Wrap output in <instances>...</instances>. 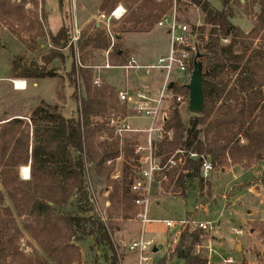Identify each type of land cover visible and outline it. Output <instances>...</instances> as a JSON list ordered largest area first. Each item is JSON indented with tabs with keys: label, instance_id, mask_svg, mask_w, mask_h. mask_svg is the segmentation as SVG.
<instances>
[{
	"label": "rangeland",
	"instance_id": "obj_1",
	"mask_svg": "<svg viewBox=\"0 0 264 264\" xmlns=\"http://www.w3.org/2000/svg\"><path fill=\"white\" fill-rule=\"evenodd\" d=\"M103 0H0V132L5 122L10 119H22L21 129L29 133V152L32 155V148L35 144V132L37 128L45 127L52 119V114L57 113L65 118L79 116L81 93L85 94L84 86L81 85L80 69L77 65V53L79 60L84 65H101L105 61L106 50L110 48L111 42L106 49H92L91 47L82 50L80 41L93 32L94 24L99 21V16L109 14L118 3L106 11L101 10ZM168 2V10L161 15L172 13L174 3L172 0H156ZM214 8H222V0H207ZM257 0H233L232 7L234 17L232 22L249 32L253 28L256 16L260 11ZM127 13L121 19L111 21L112 28L117 37L113 46L111 59L116 65H123L134 56L135 53H144L143 61L154 62L158 57L168 52L169 39L165 30L158 27L157 22L145 31L135 29L134 31H123V26L129 27L127 22L130 10L126 7ZM178 17L194 29H198L199 50L204 51L203 46L207 43L211 26L205 23V16L201 8L190 0H178L176 5ZM89 20V21H88ZM105 29L106 25L103 21ZM62 26L68 27L69 40L66 46L64 42L56 45L52 36L56 35ZM74 28L78 30L77 44H71ZM132 32V33H130ZM140 32V33H135ZM204 36L201 41V36ZM231 37L222 40L229 43ZM242 43H249V39L238 37ZM110 41V40H109ZM259 39H255L251 49L257 46ZM122 50L123 59L117 57V48ZM140 51V52H139ZM137 55V54H136ZM73 67L77 69V78L73 75ZM90 69V68H89ZM93 79L97 75L94 69H90ZM40 71L51 74L44 78L37 77ZM25 75L24 77H21ZM104 85L115 87V100L119 102L117 91L124 88L127 78L136 81L138 76L127 77L124 69L104 70L101 73ZM236 74L230 76L231 81L235 80ZM23 79L27 81V88L19 90L14 87L13 80ZM107 78V79H106ZM231 82V83H232ZM94 85V83H93ZM82 86V87H81ZM95 86V85H94ZM97 86V85H96ZM98 86V87H100ZM78 91L76 94L75 92ZM178 93L177 91H175ZM181 94V93H179ZM119 104L123 107L120 102ZM119 111L115 109L108 113L93 117L95 122L104 124V129L99 131L96 141L108 142L118 141L120 147L126 141L137 144H144V134L128 133L123 137L112 135L107 122L110 116H127L131 113L125 108ZM56 108V109H55ZM55 110V111H54ZM188 124L190 118L197 115L189 109L188 104H182L177 109ZM174 113V112H173ZM173 115V114H172ZM171 119V118H170ZM134 125L145 126L147 120L131 119ZM112 135V137H111ZM1 145V140H0ZM124 155L107 162L112 171V180L119 181L122 177ZM23 166L30 167L29 175H23ZM32 158L27 164L18 166L21 180H28L31 177ZM138 169L136 171L137 175ZM177 180V179H176ZM175 179L157 185L153 184L151 203L149 205L148 217L153 220L143 224L138 217L139 209L136 207V214L130 219H124L116 213L112 206L110 193L112 187L103 176L96 175L95 165L88 167V181L90 189V206L92 214L101 219L111 236L113 245L118 255V264H138V251L130 249L132 242L144 239L152 241L153 246L146 251L152 264H161L166 259V264H184L174 256L175 247L179 242V234L182 231L179 225L170 228L165 220L179 221L185 218L212 220L216 224L212 234H203L202 241L196 245V253L207 257L210 248L216 250L213 253L212 264L225 263V258L235 259L233 264H264V160L253 162L251 165L228 164L217 166L205 177V188L201 192L199 178H194L188 188L186 196L181 193V188L175 183ZM6 194L3 206H0V220H8L2 209L10 207L13 211L15 226L21 230L16 245L29 257H32L36 264L47 262V264H59L52 257L47 256L39 239H44L36 230L28 229L26 226L31 223L27 215L19 216L11 199ZM76 198H72L75 203ZM71 210H77L72 205L66 206L62 211L56 213L66 214ZM104 218V219H103ZM34 219V218H33ZM9 221V220H8ZM34 223V222H33ZM35 227V223L34 226ZM15 228V227H13ZM233 229H241L243 232L237 234ZM15 230L13 229L12 233ZM15 236V235H14ZM63 240L77 245L80 253L81 264H108L110 259L105 257V249L94 244V237L91 235L67 233ZM154 248L157 251L154 252ZM108 255L111 252L108 251ZM79 258V254H75ZM12 263V258L8 259ZM76 262L75 264H77Z\"/></svg>",
	"mask_w": 264,
	"mask_h": 264
},
{
	"label": "trees",
	"instance_id": "obj_2",
	"mask_svg": "<svg viewBox=\"0 0 264 264\" xmlns=\"http://www.w3.org/2000/svg\"><path fill=\"white\" fill-rule=\"evenodd\" d=\"M190 1L201 8L205 23L211 26L204 51L200 53L204 70L207 71L203 83L204 108L190 118L188 124L183 122L179 110H175L167 122V129L174 130L173 139H166L157 147L162 162L177 149L198 154L199 157L195 159L188 156L185 163L188 172L175 182L185 196L194 178H199L201 192L205 188L201 155L209 156L214 168L228 164L246 166L264 160V0L256 1L260 11L249 32L242 31L232 22L233 0H222L221 9L214 8L207 0ZM120 2L130 10L127 20L130 26L124 25L123 31H145L169 8L165 1L103 0L101 10L106 11ZM93 27L92 33L87 36L83 34L81 49H106L110 44L106 30L102 24L95 23ZM229 37L232 38L229 43L222 42ZM238 37L251 41L242 43ZM200 38L203 41L204 36ZM255 39H259V42L251 49ZM52 40L56 45L64 42L66 46L68 27L62 26ZM116 49L117 57L123 59L122 50ZM79 71V79L85 90L83 95L80 89L78 96L79 116L65 118L53 112L47 126L38 127L34 134L32 155L29 152V133L21 129L22 119L5 122L0 132V180L18 215H27L32 219L26 227L29 230H36L37 227V234L45 235L44 239L39 240L47 256L59 264H81L77 245L63 240V235H91L94 237L93 245L105 249V257L111 260L108 264H118L119 258L105 223L92 214L88 167L95 165L96 175L105 177L110 183V200L116 213L130 219L136 214L134 201L137 195L131 185L137 176L138 156L132 142L126 141L121 148L119 140L96 141L97 134L105 127L95 122L93 117L104 115L112 109L119 111V106H122L115 100V87L94 86L91 70L83 67ZM72 72L77 78V69L73 67ZM232 74H236L233 82L230 79ZM47 76L51 74L46 71H40L37 75L40 78ZM175 88L185 95L189 103V89L182 84H177ZM122 154V177L119 181H113V170L106 164ZM30 157L31 177L21 180L17 168L27 164ZM74 197L75 203L72 201ZM5 199L6 194L0 187V206H3ZM68 205H75L77 210L66 214L56 213ZM2 211L9 221L0 220V264H36L16 245L21 230L15 226L12 209L5 207ZM262 232L264 234V224ZM202 236L200 230L183 229L174 256L183 260L184 264H206L207 257L196 253V245L202 241ZM108 251L111 252L110 256ZM76 253L79 254L78 259L75 258ZM9 258H12V263H8ZM46 261L41 264H47ZM161 264H166L165 258Z\"/></svg>",
	"mask_w": 264,
	"mask_h": 264
},
{
	"label": "built area",
	"instance_id": "obj_3",
	"mask_svg": "<svg viewBox=\"0 0 264 264\" xmlns=\"http://www.w3.org/2000/svg\"><path fill=\"white\" fill-rule=\"evenodd\" d=\"M172 1L174 3L173 12L164 14L157 23L158 27L165 30L169 39L168 52L158 57L154 62L142 63L136 57H132L128 63L123 65L113 63L111 53L117 35L112 28L111 21L121 19L127 13V9L122 5L116 6L109 14L101 15L112 45L106 50L104 63L101 65H84L79 60L78 53L76 54L77 65L94 69L97 72L93 79L94 85L103 84L101 73L104 70L119 68L126 70L127 77L134 74L138 76L136 81L127 78L125 87L117 91L119 102L131 114L124 117L110 116L107 125L117 137H123L128 133H143L145 136L144 144H137L135 148L139 166L137 176L131 185L132 191L137 195L134 203L139 209L138 217L143 224L153 221L148 217L153 184L161 185L172 179H179L188 172L185 168L188 156L194 159L199 157L197 153L177 149L165 162H162V157L157 154L158 144L166 139H173V128L167 129V122L172 117L173 112L180 105L189 104L185 95L175 92V86L182 84L188 88L196 63L202 61L198 44V29H194L179 19L176 9L178 0ZM74 31L71 44L76 45L79 38L78 30L74 28ZM13 83L16 89L21 88L16 80H13ZM131 119H146L147 124L145 126L134 125L130 121ZM200 157L203 161L202 174L207 177L214 170L213 163L209 156L201 155ZM164 222L170 228L179 225L181 230L185 228L189 231L200 230L203 234H212L216 228V224L212 220L185 218L179 221L165 220ZM232 232L241 234L243 231L233 229ZM152 246V241L144 239L131 243L130 249L138 251V264H152L150 257L146 255V251ZM213 253L219 254L210 248L206 264H212ZM221 258L225 263L233 264L236 262L232 257L225 258L221 255Z\"/></svg>",
	"mask_w": 264,
	"mask_h": 264
},
{
	"label": "water",
	"instance_id": "obj_4",
	"mask_svg": "<svg viewBox=\"0 0 264 264\" xmlns=\"http://www.w3.org/2000/svg\"><path fill=\"white\" fill-rule=\"evenodd\" d=\"M206 75H207V71L204 70L203 63L197 62L195 65V70L193 72L191 82L188 85V89L190 91L189 109L196 113H200L204 108L205 96H204L203 83ZM29 171H30V167H29ZM156 251L157 248H154V252Z\"/></svg>",
	"mask_w": 264,
	"mask_h": 264
},
{
	"label": "bare ground",
	"instance_id": "obj_5",
	"mask_svg": "<svg viewBox=\"0 0 264 264\" xmlns=\"http://www.w3.org/2000/svg\"><path fill=\"white\" fill-rule=\"evenodd\" d=\"M16 81H17L18 86L21 87V88H18V89H23L24 90V89L27 88V83H26L25 80L17 79ZM22 172H23V175L27 177L29 175V167L28 166H23Z\"/></svg>",
	"mask_w": 264,
	"mask_h": 264
},
{
	"label": "crops",
	"instance_id": "obj_6",
	"mask_svg": "<svg viewBox=\"0 0 264 264\" xmlns=\"http://www.w3.org/2000/svg\"><path fill=\"white\" fill-rule=\"evenodd\" d=\"M120 5H122V6H124L123 4H120ZM125 7V6H124ZM126 8V7H125ZM89 21V20H88ZM101 21H103L102 19H101V15L99 16V21L97 22V25H101L102 24V22ZM61 28V27H60ZM59 28V29H60ZM58 29V30H59ZM130 33H132V32H130ZM135 33H140V32H135ZM166 35V34H165ZM140 52V51H139ZM137 54V55H136ZM134 56H137V59L138 60H140L142 63H147V62H150V61H143V60H141V58H143L145 55H144V53L143 52H140V53H135V55ZM21 77H24V76H21ZM17 79V78H16ZM107 79V78H106ZM26 81V80H25ZM27 82V81H26ZM19 90H23V89H19Z\"/></svg>",
	"mask_w": 264,
	"mask_h": 264
}]
</instances>
